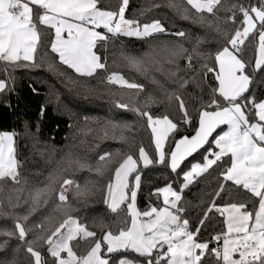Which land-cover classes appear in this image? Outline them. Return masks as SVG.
Returning <instances> with one entry per match:
<instances>
[{
	"label": "snow or ice",
	"instance_id": "1",
	"mask_svg": "<svg viewBox=\"0 0 264 264\" xmlns=\"http://www.w3.org/2000/svg\"><path fill=\"white\" fill-rule=\"evenodd\" d=\"M129 3L0 0V93L14 90L16 70L47 67L69 92L106 97L136 117H85L102 133L96 143L83 153L70 143L36 183L21 181L17 133L0 131V264H264V98L250 92L264 77V0H144L136 16L127 15ZM162 7L201 32L170 30L152 15ZM121 37L148 46L137 57L121 43L120 55L151 89L109 67V43ZM174 105L179 120L171 117ZM139 125L150 130L148 147L137 143ZM108 139L123 147L102 148ZM156 164L177 181L156 187L141 209L143 170ZM79 171L93 179L78 183ZM212 173L214 186L206 199L201 194L193 222L185 189ZM97 193L111 219L94 218L90 228L77 212ZM217 216L223 228L205 239L202 231ZM81 241L87 247L78 252Z\"/></svg>",
	"mask_w": 264,
	"mask_h": 264
},
{
	"label": "trees",
	"instance_id": "2",
	"mask_svg": "<svg viewBox=\"0 0 264 264\" xmlns=\"http://www.w3.org/2000/svg\"><path fill=\"white\" fill-rule=\"evenodd\" d=\"M112 2L114 3L115 0H112ZM160 2L162 3L163 0H160ZM242 2L247 4L248 0H242ZM251 2L255 3L256 0H251ZM143 3L144 0H130L127 15L136 16L138 9ZM152 15L165 21L170 30L183 29L194 34L201 32V29L191 25L188 21H183L175 17L167 8L162 7L154 11ZM121 43L123 45L122 50L125 54L140 57L148 51V46L143 42L137 41L135 38L121 37L115 46L111 42L109 43L107 53L109 67L118 70L129 81L143 82L151 89V84L140 73L128 67L122 60L120 55ZM214 47L212 44L207 46L208 50L212 51H214ZM247 55H252L251 51ZM114 58L115 63H113ZM180 63L183 65L185 62L181 60ZM196 67L199 69L200 65L197 64ZM12 75L15 78L14 90L0 93V131L17 133L15 137V150L17 160L22 165V182L25 179L33 183L43 180L47 172L54 166L59 151L67 147L70 143L74 142L79 145L78 150L81 153L87 147L96 143L95 137L102 133H100L96 125L91 123L86 125L84 122L85 117L104 119L108 116H115L120 120L136 121V117L132 113L112 108L106 97L90 96L85 99L69 92L59 82L57 73L55 71L50 72L47 67L34 69L22 68L16 70ZM154 75L158 79H164L159 73H154ZM212 75L209 74V78ZM261 80H264V77H256L255 82L250 85V92L257 98H264V84L261 83ZM92 83H95V81H92ZM186 103L188 104L189 111L194 115L193 100L186 97ZM42 106L44 107L43 115H41L40 111ZM152 111L163 112L164 109L162 107H153ZM169 111L171 112L172 118L175 120L180 119V115L175 111V105ZM77 126L84 129V132H78ZM138 127L139 135L137 143L142 141L145 147H148L150 130L143 125H139ZM185 127L187 126L185 125ZM89 128H91V131L88 130ZM74 134L77 136L75 141H73ZM81 140L84 141L83 144H81ZM100 144L105 149L123 147L118 141L112 139L100 141ZM93 151H89L87 154L91 156ZM215 175V173H212V176H206L199 183H194L189 189H185V201H192L193 203V206L187 213V218L193 222L199 213V208L196 207V203L202 193L205 194L204 198L206 199V193L211 191V188L214 186L213 177ZM73 178L78 183L83 184L85 181L93 179V176L87 171H79L74 173ZM169 180L176 182L177 177L163 164L152 165L144 169L141 190L138 193V207L144 209L149 203L150 193L156 187L164 186ZM69 196H71V193H69ZM150 199L152 203L157 202V197L154 195ZM159 203L162 204V199ZM44 215H47V212L37 213L33 217V220L40 222ZM77 215L80 221L87 223L90 228L92 227L94 218L102 217L111 219L99 193L89 203L82 206L78 210ZM222 219V217L218 216L213 217L207 229L202 231L201 235L207 239L211 235L218 233L223 228ZM3 226H5V222L0 221V227ZM7 226L11 227L10 224ZM95 230L99 236V229ZM214 244L215 242H213V246ZM86 247L87 243L81 241L77 251L79 252ZM21 258L25 259L23 253H21Z\"/></svg>",
	"mask_w": 264,
	"mask_h": 264
},
{
	"label": "rangeland",
	"instance_id": "3",
	"mask_svg": "<svg viewBox=\"0 0 264 264\" xmlns=\"http://www.w3.org/2000/svg\"><path fill=\"white\" fill-rule=\"evenodd\" d=\"M162 199V198H161Z\"/></svg>",
	"mask_w": 264,
	"mask_h": 264
}]
</instances>
